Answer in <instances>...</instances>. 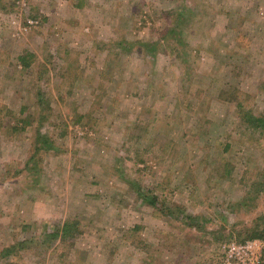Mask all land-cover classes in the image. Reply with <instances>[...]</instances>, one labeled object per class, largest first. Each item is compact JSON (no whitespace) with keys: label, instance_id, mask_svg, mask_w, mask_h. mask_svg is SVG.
<instances>
[{"label":"rangeland","instance_id":"374dc122","mask_svg":"<svg viewBox=\"0 0 264 264\" xmlns=\"http://www.w3.org/2000/svg\"><path fill=\"white\" fill-rule=\"evenodd\" d=\"M245 113L264 0H0V264H224L264 216Z\"/></svg>","mask_w":264,"mask_h":264},{"label":"trees","instance_id":"16d2710c","mask_svg":"<svg viewBox=\"0 0 264 264\" xmlns=\"http://www.w3.org/2000/svg\"><path fill=\"white\" fill-rule=\"evenodd\" d=\"M20 59H21L20 60L21 66H23V68H28L31 66V61H29L26 58V56H23ZM227 99L230 102H235L237 104V107L239 108L240 112H243L244 109L246 108L245 102L240 101L238 99V96H233V97H231V99H229V97H228ZM244 116H246L245 120L250 126L256 128V129H263L264 130V118L255 117L253 114L249 115V113H245ZM23 123H24V125H23V127H21L19 129V131L25 130L26 127L28 125H30V122L28 120H26V121L24 120ZM140 196L142 199L146 200L154 208L157 206V201L155 199L149 200V197L148 196L146 197L144 194H140ZM155 214L160 215V214H162V211H160L159 209H156ZM187 219H189V218H187ZM238 234H239L240 238H242V239L248 237V238H252V239L253 238H261L264 240V216L258 218L256 223H254L250 228L245 227L243 230L238 231ZM2 258H6V257H2Z\"/></svg>","mask_w":264,"mask_h":264},{"label":"built area","instance_id":"2783aa9c","mask_svg":"<svg viewBox=\"0 0 264 264\" xmlns=\"http://www.w3.org/2000/svg\"><path fill=\"white\" fill-rule=\"evenodd\" d=\"M34 21H29L32 26ZM224 264H264V241L252 239L244 242H232L226 250Z\"/></svg>","mask_w":264,"mask_h":264},{"label":"crops","instance_id":"0c3cea01","mask_svg":"<svg viewBox=\"0 0 264 264\" xmlns=\"http://www.w3.org/2000/svg\"><path fill=\"white\" fill-rule=\"evenodd\" d=\"M108 69H109V67H108ZM84 236H85V235H84ZM85 241H86V240H85ZM83 245H84V243H83ZM85 249H86V248H85ZM87 251H88V249H87ZM86 254H87V257H95V256H93L94 253H91V251L86 252ZM73 255H76V254L74 253ZM78 255H79V257H84L82 253H80V254H78Z\"/></svg>","mask_w":264,"mask_h":264}]
</instances>
